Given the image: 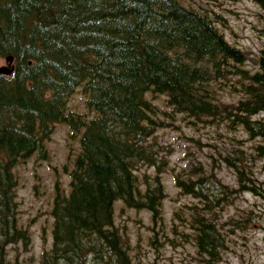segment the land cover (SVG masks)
Segmentation results:
<instances>
[{"label":"trees","instance_id":"16d2710c","mask_svg":"<svg viewBox=\"0 0 264 264\" xmlns=\"http://www.w3.org/2000/svg\"><path fill=\"white\" fill-rule=\"evenodd\" d=\"M8 55L14 70L0 74V155L7 167L42 152L56 123L81 132L70 192L56 189L51 211L52 252L69 259L92 238L120 251L117 199L157 217L158 201L140 197L132 173L133 163L145 158L137 140L150 129L152 104L145 95L204 109L205 102L188 99L202 75L190 65L205 58L245 60L205 14L177 0H0V56ZM260 69L249 76L253 103L245 112L264 110V55ZM77 86L95 113L89 119L67 107ZM13 241L12 234H0V264L3 246Z\"/></svg>","mask_w":264,"mask_h":264},{"label":"rangeland","instance_id":"374dc122","mask_svg":"<svg viewBox=\"0 0 264 264\" xmlns=\"http://www.w3.org/2000/svg\"><path fill=\"white\" fill-rule=\"evenodd\" d=\"M177 1L205 14L245 60L205 58L190 65L202 75L188 99L205 102L204 109L145 95L152 104L150 129L137 140L145 158L133 163L132 173L140 197L158 201L157 217L116 200L120 251L92 238L72 259L52 252L55 186L69 194V173L81 151V132L56 123L42 152L11 168L0 155V234L14 238L3 246L1 264H264V154L258 150L264 110L244 111L253 103L249 76L261 71L264 55V0ZM6 64L0 57V67ZM67 107L85 119L95 116L81 86ZM204 231L211 232L208 240Z\"/></svg>","mask_w":264,"mask_h":264},{"label":"water","instance_id":"95a60500","mask_svg":"<svg viewBox=\"0 0 264 264\" xmlns=\"http://www.w3.org/2000/svg\"><path fill=\"white\" fill-rule=\"evenodd\" d=\"M9 63L12 62L13 58L12 56H8L6 59ZM13 69V66H11L10 68H6V67H0V73L4 72V73H10Z\"/></svg>","mask_w":264,"mask_h":264},{"label":"bare ground","instance_id":"6f19581e","mask_svg":"<svg viewBox=\"0 0 264 264\" xmlns=\"http://www.w3.org/2000/svg\"><path fill=\"white\" fill-rule=\"evenodd\" d=\"M176 89V88H175ZM109 118V117H108Z\"/></svg>","mask_w":264,"mask_h":264}]
</instances>
